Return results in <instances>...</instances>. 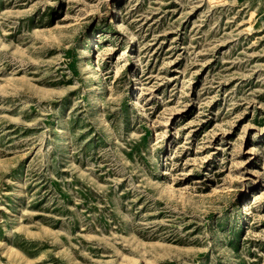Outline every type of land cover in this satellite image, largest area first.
<instances>
[{"label": "rangeland", "instance_id": "obj_1", "mask_svg": "<svg viewBox=\"0 0 264 264\" xmlns=\"http://www.w3.org/2000/svg\"><path fill=\"white\" fill-rule=\"evenodd\" d=\"M0 264H264V0H0Z\"/></svg>", "mask_w": 264, "mask_h": 264}, {"label": "bare ground", "instance_id": "obj_2", "mask_svg": "<svg viewBox=\"0 0 264 264\" xmlns=\"http://www.w3.org/2000/svg\"><path fill=\"white\" fill-rule=\"evenodd\" d=\"M119 13H120L119 7H116L114 9L113 14H111L112 20H114V16H116V17L119 16ZM100 67H101V62L99 59H96L95 68L100 69ZM249 207H250V205L248 203H247V205L244 206L245 209L249 208Z\"/></svg>", "mask_w": 264, "mask_h": 264}]
</instances>
